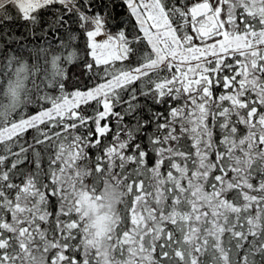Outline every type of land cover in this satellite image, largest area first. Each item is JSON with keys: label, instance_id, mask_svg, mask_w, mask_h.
<instances>
[{"label": "snow or ice", "instance_id": "obj_1", "mask_svg": "<svg viewBox=\"0 0 264 264\" xmlns=\"http://www.w3.org/2000/svg\"><path fill=\"white\" fill-rule=\"evenodd\" d=\"M0 264H264V0H0Z\"/></svg>", "mask_w": 264, "mask_h": 264}]
</instances>
